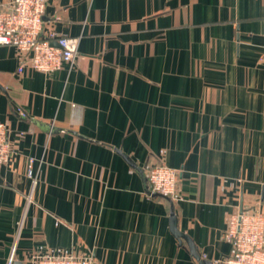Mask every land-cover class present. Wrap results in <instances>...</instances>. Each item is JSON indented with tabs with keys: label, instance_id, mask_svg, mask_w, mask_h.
I'll list each match as a JSON object with an SVG mask.
<instances>
[{
	"label": "crops",
	"instance_id": "0c3cea01",
	"mask_svg": "<svg viewBox=\"0 0 264 264\" xmlns=\"http://www.w3.org/2000/svg\"><path fill=\"white\" fill-rule=\"evenodd\" d=\"M43 26L78 39L71 68L17 74L0 46V264L228 257L229 218L264 202V0H48ZM155 163L178 201L150 194Z\"/></svg>",
	"mask_w": 264,
	"mask_h": 264
},
{
	"label": "built area",
	"instance_id": "2783aa9c",
	"mask_svg": "<svg viewBox=\"0 0 264 264\" xmlns=\"http://www.w3.org/2000/svg\"><path fill=\"white\" fill-rule=\"evenodd\" d=\"M48 0H11L0 6V46L12 47L19 54L17 74L32 70L49 75L63 66L71 68L77 55V38L45 31L43 16ZM264 49V44H263ZM13 149L8 130L0 123V165L10 162ZM32 159L27 160L31 176ZM150 194L178 201V172L161 163L150 165L144 173ZM264 202L243 207L232 215L223 233L231 246L228 257L212 264H264ZM11 252L7 264H15ZM22 264H98L91 257L76 254L31 255Z\"/></svg>",
	"mask_w": 264,
	"mask_h": 264
},
{
	"label": "water",
	"instance_id": "95a60500",
	"mask_svg": "<svg viewBox=\"0 0 264 264\" xmlns=\"http://www.w3.org/2000/svg\"><path fill=\"white\" fill-rule=\"evenodd\" d=\"M152 195L153 196H158L157 194H152ZM240 212H241V210H240ZM170 224H171V231H172V233L175 236H177L178 238H182V239H184L185 241L188 242L187 238L183 234L177 232V230L175 228V219H174L173 216H171V218H170ZM189 245H190V243H189ZM190 249L192 251L193 256L198 260V264H212L211 262H207L205 260H200L199 256L194 253V250H192L193 248H192L191 245H190Z\"/></svg>",
	"mask_w": 264,
	"mask_h": 264
},
{
	"label": "trees",
	"instance_id": "16d2710c",
	"mask_svg": "<svg viewBox=\"0 0 264 264\" xmlns=\"http://www.w3.org/2000/svg\"><path fill=\"white\" fill-rule=\"evenodd\" d=\"M158 196H160V195H158Z\"/></svg>",
	"mask_w": 264,
	"mask_h": 264
}]
</instances>
